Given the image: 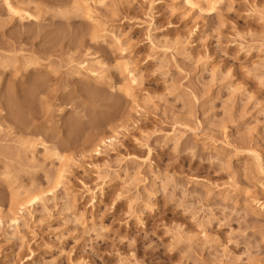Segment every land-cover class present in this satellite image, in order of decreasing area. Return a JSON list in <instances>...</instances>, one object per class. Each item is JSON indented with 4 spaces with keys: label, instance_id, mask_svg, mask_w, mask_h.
<instances>
[{
    "label": "rangeland",
    "instance_id": "rangeland-1",
    "mask_svg": "<svg viewBox=\"0 0 264 264\" xmlns=\"http://www.w3.org/2000/svg\"><path fill=\"white\" fill-rule=\"evenodd\" d=\"M260 205L264 0H0V264H264Z\"/></svg>",
    "mask_w": 264,
    "mask_h": 264
},
{
    "label": "bare ground",
    "instance_id": "bare-ground-1",
    "mask_svg": "<svg viewBox=\"0 0 264 264\" xmlns=\"http://www.w3.org/2000/svg\"><path fill=\"white\" fill-rule=\"evenodd\" d=\"M187 4L191 5V6H199L200 3L202 1H204V3H208L211 1V0H185ZM206 1V2H205ZM213 1V0H212ZM215 1V0H214ZM215 3V2H214ZM263 169V168H262ZM60 175V174H59ZM57 180V179H56ZM33 199V198H32ZM22 206V205H21ZM20 206V207H21ZM261 206V205H260ZM262 209H264V206H261Z\"/></svg>",
    "mask_w": 264,
    "mask_h": 264
}]
</instances>
